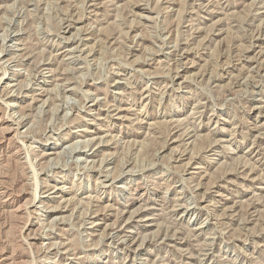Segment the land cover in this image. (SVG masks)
<instances>
[{"label": "rangeland", "instance_id": "obj_1", "mask_svg": "<svg viewBox=\"0 0 264 264\" xmlns=\"http://www.w3.org/2000/svg\"><path fill=\"white\" fill-rule=\"evenodd\" d=\"M0 264H264V0H0Z\"/></svg>", "mask_w": 264, "mask_h": 264}]
</instances>
